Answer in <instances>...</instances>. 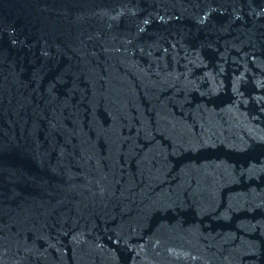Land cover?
I'll return each mask as SVG.
<instances>
[{"label":"water","instance_id":"1","mask_svg":"<svg viewBox=\"0 0 264 264\" xmlns=\"http://www.w3.org/2000/svg\"><path fill=\"white\" fill-rule=\"evenodd\" d=\"M0 264H264V0H0Z\"/></svg>","mask_w":264,"mask_h":264}]
</instances>
